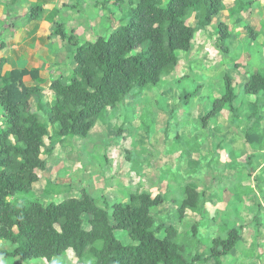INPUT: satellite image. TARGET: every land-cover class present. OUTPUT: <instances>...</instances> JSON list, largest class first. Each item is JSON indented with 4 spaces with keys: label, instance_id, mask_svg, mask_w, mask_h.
<instances>
[{
    "label": "trees",
    "instance_id": "16d2710c",
    "mask_svg": "<svg viewBox=\"0 0 264 264\" xmlns=\"http://www.w3.org/2000/svg\"><path fill=\"white\" fill-rule=\"evenodd\" d=\"M107 2H100V11L108 9ZM223 5V0H114V11L109 8L107 18L119 25L111 30L109 23V32L87 41L78 40L73 32H65L62 24L56 23L52 34L74 47L73 66L65 82L50 80L48 89L54 95L50 101L43 100V80L38 69L2 71L4 59H0V241L12 244L11 250H0L5 263L40 258L50 261L72 251L82 264H199L209 260L221 264V256L239 241L241 227L229 229L224 238H213L204 252L187 258L184 239L177 228L154 224L150 211L165 199L161 194L152 197L136 189L127 194L126 201L111 206L93 199L85 190L79 197L47 204L8 198L30 192L39 179L37 172L45 170V136L61 146L65 145V138L84 139L107 107L115 108L129 94L158 86L162 76L177 66V51L191 48L197 29L187 23L188 15L193 13L197 25L205 27ZM242 7L241 2L237 9L241 11ZM41 11L42 7L36 5L28 16L36 19ZM51 13L50 19L57 10ZM125 14L127 21L123 23ZM245 29L249 38L257 37L252 26L246 25ZM216 33L220 51L227 52V24L219 21ZM25 75L37 84L26 85ZM241 90L254 97L248 103L252 111L245 120V141L253 150L263 151L264 74L248 73ZM188 95L181 92L179 99ZM235 98L232 79L225 75L223 94L212 100L210 109L201 117L203 125L223 109L237 122ZM30 99H34L36 111H32ZM46 151L51 153V148ZM200 196L195 186L184 185L180 197L174 200L176 217L181 219L186 210L200 211ZM85 221L88 228L83 226ZM117 230L126 232L136 243L122 244L115 235ZM157 232H162V236H157Z\"/></svg>",
    "mask_w": 264,
    "mask_h": 264
},
{
    "label": "rangeland",
    "instance_id": "374dc122",
    "mask_svg": "<svg viewBox=\"0 0 264 264\" xmlns=\"http://www.w3.org/2000/svg\"><path fill=\"white\" fill-rule=\"evenodd\" d=\"M241 2L240 11L237 7ZM87 3L89 18L95 13L100 18L108 16V9H95L100 0ZM223 3V9L205 27L197 25L193 13L188 15L187 23L197 29L191 48L177 51V66L162 76L158 86L129 94L115 108L107 107L84 139L65 138L61 146L45 136V170L37 172L39 179L30 192L8 199L47 204L79 197L85 190L93 199L111 206L126 201L127 194L136 189L152 197L161 194L165 199L150 211L154 224L177 228L187 258L204 252L213 238H224L229 229L240 226L239 241L221 256V264H264V150H253L245 141V120L252 111L248 103L254 97L241 90L248 73L264 74V0ZM104 20L113 26L111 30L118 24L111 18ZM219 21L227 24L230 33L225 53L218 47ZM246 25L258 32L255 39L247 36ZM99 33H103L101 27L83 36L92 38ZM225 75L232 79L236 94L233 105L239 118L233 122L230 112L223 109L203 125L201 117L212 100L223 94ZM181 92L189 94L186 99H179ZM43 94V100L53 97L48 89ZM261 114L264 116V109ZM261 124L264 126V119ZM51 129L48 126L49 134ZM48 148L51 153H46ZM84 170L92 172L85 175L81 173ZM65 175L70 177L62 179ZM186 184L201 194L202 208L198 212L186 210L178 219L174 200ZM83 226L88 228L86 221ZM115 235L122 244L136 243L124 231L117 230ZM4 248H12V244L0 241V250ZM0 264L9 263L0 257ZM19 264L82 263L68 251L50 261L40 258Z\"/></svg>",
    "mask_w": 264,
    "mask_h": 264
},
{
    "label": "crops",
    "instance_id": "0c3cea01",
    "mask_svg": "<svg viewBox=\"0 0 264 264\" xmlns=\"http://www.w3.org/2000/svg\"><path fill=\"white\" fill-rule=\"evenodd\" d=\"M88 1L0 0V59H4L2 71L14 68L38 69L39 76L43 80L40 85L44 90L48 89V84L52 79L65 82L73 66L74 47L66 39L52 34L56 23H61L65 32H73L80 41L94 40L98 36L105 35L108 31L106 27L108 24L104 20V18L108 19L107 16L100 18L99 14L95 13L92 18H89L86 13L89 9ZM112 2L114 0L108 1L105 6L114 11ZM36 5L41 6L42 11L38 13L36 19L29 18V11ZM54 9L57 10V13L50 19ZM95 9L100 10V5H95ZM99 27L103 30L102 34H96L92 38L83 36L89 31L98 30ZM23 81L28 86L37 84L29 75L23 76ZM31 100L34 99H30L31 109L36 111L35 103L33 105ZM1 126L2 109L0 106ZM86 172H92V170H84L81 173L87 175ZM70 173L72 174V172ZM74 173L71 178H73ZM65 177L70 176L65 175L62 179ZM69 181H67L68 184Z\"/></svg>",
    "mask_w": 264,
    "mask_h": 264
}]
</instances>
